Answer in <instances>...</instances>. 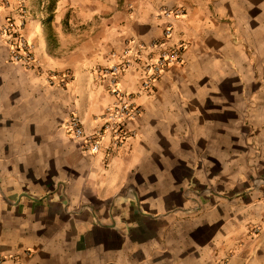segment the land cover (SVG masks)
<instances>
[{"label":"crops","instance_id":"0c3cea01","mask_svg":"<svg viewBox=\"0 0 264 264\" xmlns=\"http://www.w3.org/2000/svg\"><path fill=\"white\" fill-rule=\"evenodd\" d=\"M164 8L183 63L150 90L124 73L136 135L88 152L64 120L101 124L113 96L97 68L126 38H160ZM51 13L0 0V25L22 16L42 68L11 62L0 32L1 264H264V0H57Z\"/></svg>","mask_w":264,"mask_h":264},{"label":"built area","instance_id":"2783aa9c","mask_svg":"<svg viewBox=\"0 0 264 264\" xmlns=\"http://www.w3.org/2000/svg\"><path fill=\"white\" fill-rule=\"evenodd\" d=\"M160 14L165 18L160 38L148 42L133 36L126 38L121 48L109 50L110 63L97 68L99 79L104 80L108 92L113 96V100L103 109L101 124L86 131L81 119L74 113L64 120L63 126L70 137L88 152L94 154L104 149L111 154L136 135V130L128 127L127 122L135 119L141 113V108L134 102L132 93L119 86V79L124 73H137L140 88L150 90L169 66L183 63L185 44L181 40H171L177 12L164 8ZM22 24L23 18L20 16L18 21L13 17L6 18L0 25L10 61L25 68H38L40 64L33 54V45L21 32ZM71 75L68 70L64 71L62 81H67ZM253 181L254 184H261L264 178L256 177ZM3 259L4 256L0 254V264Z\"/></svg>","mask_w":264,"mask_h":264},{"label":"rangeland","instance_id":"374dc122","mask_svg":"<svg viewBox=\"0 0 264 264\" xmlns=\"http://www.w3.org/2000/svg\"><path fill=\"white\" fill-rule=\"evenodd\" d=\"M49 1L50 0H34V4H35V6H38V4H40L42 7H44V8H46V12H49V9L47 8V6H48V4H49ZM56 1L57 0H55V5H56ZM31 4L33 3L32 1L30 2ZM55 7V6H54ZM48 15V14H47ZM70 19V16H67V17H65V18H63V25H65V23H68V20ZM98 19V17L97 16H95V17H93L90 21H96ZM93 25V24H92ZM64 27H66V25L64 26ZM39 62V61H38ZM40 64V63H39ZM34 69H36V70H39L40 72H41V70H42V68H41V65H40V67H38V68H34ZM66 70H68L72 75H71V77L67 80V81H69V80H71L72 79V77H73V73L70 71V69H67V68H65L64 69V71H66ZM46 77V79L48 80V81H51L50 80V74L48 73V75H46L45 76ZM62 82H64V81H62Z\"/></svg>","mask_w":264,"mask_h":264},{"label":"trees","instance_id":"16d2710c","mask_svg":"<svg viewBox=\"0 0 264 264\" xmlns=\"http://www.w3.org/2000/svg\"><path fill=\"white\" fill-rule=\"evenodd\" d=\"M54 6H55V0H50L49 1V4L47 6V8L49 9L48 16H47V20H50L51 19V16H52L51 11L53 10Z\"/></svg>","mask_w":264,"mask_h":264}]
</instances>
